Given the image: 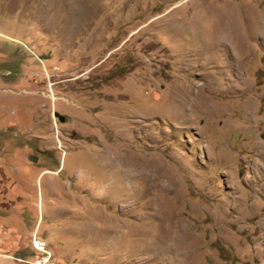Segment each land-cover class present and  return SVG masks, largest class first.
Returning a JSON list of instances; mask_svg holds the SVG:
<instances>
[{"label":"rangeland","instance_id":"374dc122","mask_svg":"<svg viewBox=\"0 0 264 264\" xmlns=\"http://www.w3.org/2000/svg\"><path fill=\"white\" fill-rule=\"evenodd\" d=\"M47 251L264 264V0H0V264Z\"/></svg>","mask_w":264,"mask_h":264},{"label":"built area","instance_id":"2783aa9c","mask_svg":"<svg viewBox=\"0 0 264 264\" xmlns=\"http://www.w3.org/2000/svg\"><path fill=\"white\" fill-rule=\"evenodd\" d=\"M34 248V247H33ZM35 250V249H34ZM36 251V250H35ZM41 254V255H40ZM36 257H37V260H36V263H38V264H43V262L45 261V260H49V258H50V254L48 253V251H47V253H45V254H43V253H37L36 252ZM46 258V259H45ZM45 259V260H44Z\"/></svg>","mask_w":264,"mask_h":264},{"label":"bare ground","instance_id":"6f19581e","mask_svg":"<svg viewBox=\"0 0 264 264\" xmlns=\"http://www.w3.org/2000/svg\"><path fill=\"white\" fill-rule=\"evenodd\" d=\"M34 244H35L34 247L36 246L35 248H36L37 250H38V249H41L40 243H39V242L37 243V240L34 241ZM38 252H40V251L38 250ZM45 259H46V258H45ZM44 263H45V262H44ZM37 264H38V263H37Z\"/></svg>","mask_w":264,"mask_h":264}]
</instances>
